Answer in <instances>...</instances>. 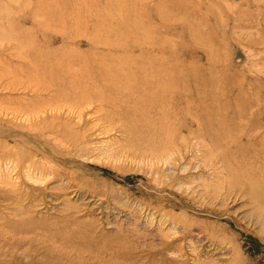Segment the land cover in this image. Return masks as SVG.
<instances>
[{
    "label": "rangeland",
    "instance_id": "1",
    "mask_svg": "<svg viewBox=\"0 0 264 264\" xmlns=\"http://www.w3.org/2000/svg\"><path fill=\"white\" fill-rule=\"evenodd\" d=\"M0 264H264V0H0Z\"/></svg>",
    "mask_w": 264,
    "mask_h": 264
}]
</instances>
